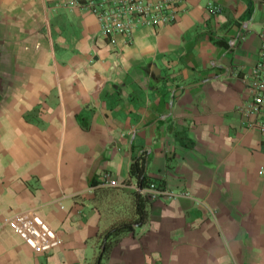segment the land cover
<instances>
[{"label":"crops","instance_id":"crops-1","mask_svg":"<svg viewBox=\"0 0 264 264\" xmlns=\"http://www.w3.org/2000/svg\"><path fill=\"white\" fill-rule=\"evenodd\" d=\"M181 1L174 24L113 46L67 0H0V264H97L102 235L137 219L141 152L170 195L104 264H264V138L235 76L257 59L263 0ZM23 213L57 233L48 253L6 224Z\"/></svg>","mask_w":264,"mask_h":264},{"label":"built area","instance_id":"built-area-1","mask_svg":"<svg viewBox=\"0 0 264 264\" xmlns=\"http://www.w3.org/2000/svg\"><path fill=\"white\" fill-rule=\"evenodd\" d=\"M181 0H67L65 5L93 13L103 36L116 46L115 37L123 34L132 39L141 27L158 28L174 24L180 16ZM264 7V0L262 2ZM257 59L247 70L241 69L235 76L244 83L243 101L237 108L246 130L255 131L264 138V32ZM235 41L232 42L234 44ZM263 174V171L260 172ZM102 180L110 187H118L116 180L104 175ZM121 187L128 186L122 184ZM144 196L155 200L161 195H170L152 182L139 189ZM188 196L189 194H185ZM6 224L14 230L36 253H48L57 242V233L36 214H17L7 219Z\"/></svg>","mask_w":264,"mask_h":264},{"label":"trees","instance_id":"trees-1","mask_svg":"<svg viewBox=\"0 0 264 264\" xmlns=\"http://www.w3.org/2000/svg\"><path fill=\"white\" fill-rule=\"evenodd\" d=\"M148 163L149 156L146 152H141L139 156L135 157L132 161L131 176L137 179L139 189H144L153 182L148 176ZM149 201L150 199L148 196H144L141 192H138L137 219L131 223L115 225L102 235L101 251L97 264H104L103 261L107 258L112 248L121 240L124 234L134 229V225L139 226L146 222V205Z\"/></svg>","mask_w":264,"mask_h":264}]
</instances>
